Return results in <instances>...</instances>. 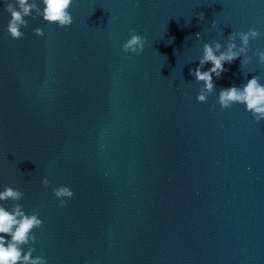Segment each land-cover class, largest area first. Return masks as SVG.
Masks as SVG:
<instances>
[{
    "label": "water",
    "instance_id": "1",
    "mask_svg": "<svg viewBox=\"0 0 264 264\" xmlns=\"http://www.w3.org/2000/svg\"><path fill=\"white\" fill-rule=\"evenodd\" d=\"M4 7L0 191L24 198L0 206L42 220L25 253L47 264H264V121L218 99L253 76L264 84V0H73L71 27L33 10L19 40ZM250 29L260 36L247 56L198 102L189 70L203 45L223 51ZM132 32L146 40L140 55L122 51ZM59 186L74 193L64 207Z\"/></svg>",
    "mask_w": 264,
    "mask_h": 264
},
{
    "label": "clouds",
    "instance_id": "2",
    "mask_svg": "<svg viewBox=\"0 0 264 264\" xmlns=\"http://www.w3.org/2000/svg\"><path fill=\"white\" fill-rule=\"evenodd\" d=\"M4 3V11L10 14L7 32L13 40L24 38V32L21 29L29 26L25 18L30 16L32 19L36 18L32 15L33 10L38 12L46 24L55 25L61 29L69 28L73 24L70 11H66L73 0H41L42 9L35 2L29 3V0H15V3L4 0ZM34 34L38 37L45 35L39 28L34 29ZM196 35L199 36V33ZM259 36L260 33L252 29L247 32H233L228 36L223 51L219 42L203 45V55L199 59V65L189 70V74L195 78V81L203 84L197 96L198 102H206L208 96L216 89L214 77L216 80L222 77V74L227 71L225 64L231 65L242 55L246 57L250 41L256 40ZM237 39L240 42L239 47L235 42ZM145 43L143 36L132 32L130 38L122 45V51L129 55H140L144 51ZM255 54L259 58V63L264 64V51H257ZM243 63H248V59H245ZM207 64H211V67L207 71H202ZM218 99L222 109H229L234 104H243L257 123L264 121V84L260 83L258 77L253 76L247 80L242 88L237 86L222 88ZM213 110L214 106L209 109V111ZM42 184L47 187L48 179H43ZM53 194L60 201V207H64L66 201H70L74 195L66 186L54 188ZM23 198L24 193L12 187H6L0 191V201L3 202H18ZM22 207L20 203H15L9 211L4 206H0V264H47L43 257H33L34 248L29 247L26 253L23 251L22 246L35 241L33 232L40 229L43 222L37 214L26 215ZM5 236H11V241H7Z\"/></svg>",
    "mask_w": 264,
    "mask_h": 264
}]
</instances>
